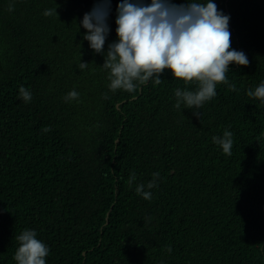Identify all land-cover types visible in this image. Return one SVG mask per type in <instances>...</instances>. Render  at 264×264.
I'll list each match as a JSON object with an SVG mask.
<instances>
[{
	"label": "trees",
	"instance_id": "obj_1",
	"mask_svg": "<svg viewBox=\"0 0 264 264\" xmlns=\"http://www.w3.org/2000/svg\"><path fill=\"white\" fill-rule=\"evenodd\" d=\"M121 2L110 0L104 53ZM213 2L249 64L230 65L237 91L218 84L198 117L174 108V89L195 82L167 69L159 85L109 90L81 25L97 0H0V264H16L26 228L46 264H264V103L247 95L264 82V0ZM225 130L230 156L212 141ZM155 172L145 200L135 189Z\"/></svg>",
	"mask_w": 264,
	"mask_h": 264
},
{
	"label": "clouds",
	"instance_id": "obj_2",
	"mask_svg": "<svg viewBox=\"0 0 264 264\" xmlns=\"http://www.w3.org/2000/svg\"><path fill=\"white\" fill-rule=\"evenodd\" d=\"M8 10L12 11L13 6L9 5ZM109 12L110 0H97L93 9L84 14L81 25L86 30L83 39L89 42L90 48L104 54L102 67L108 70L110 91L135 93L149 80L159 85L163 82L160 76L167 69L174 79L182 80L185 85L195 82V90L188 87L174 89V108L193 109V114L198 117V109L216 96L218 84L237 91L226 74L231 64L248 66L249 60L243 51L231 47L230 16L218 10L213 0H186L183 4H176L173 0H122L117 6L115 20L117 40L109 44L104 53L110 32L107 23ZM43 14L58 16L56 8ZM87 67L88 64L83 62L78 65L81 71ZM247 95L264 103V82L255 90H248ZM19 97L29 103L32 93L21 86ZM78 98L79 93L75 90L64 97L66 102ZM104 98H108L107 94ZM50 130L49 127L42 129L45 133ZM212 141L225 154H232V132L225 130L222 136H213ZM159 176L160 173L155 172L147 185L138 184L135 189L137 195L151 200L152 192L149 190L156 186ZM136 179V174L130 173L129 186ZM15 239L18 241L13 257L16 264H46L50 249L37 238L36 231L26 228ZM166 251L171 253V246Z\"/></svg>",
	"mask_w": 264,
	"mask_h": 264
}]
</instances>
